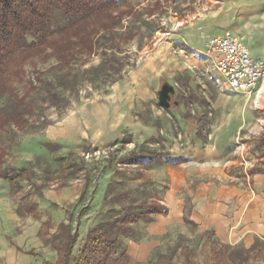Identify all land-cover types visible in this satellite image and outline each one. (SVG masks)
<instances>
[{"label": "rangeland", "instance_id": "obj_1", "mask_svg": "<svg viewBox=\"0 0 264 264\" xmlns=\"http://www.w3.org/2000/svg\"><path fill=\"white\" fill-rule=\"evenodd\" d=\"M228 1L126 0L113 10L115 18L119 17L115 29L95 37L92 54L73 48L68 62L60 63L54 51L66 39L58 34L45 51L13 62L10 84L13 95L25 101L28 123L5 126L0 132L4 166L33 167L42 191L25 183L12 196L9 184L0 179V264H55L58 240L54 235L63 222H72L75 229L80 220L77 251L88 230L111 221L114 210L145 202L165 206L171 187L161 166L122 163L136 148L164 158L194 156L198 163V147L221 145L222 151L213 152L212 158L225 155L239 160L237 173L247 164V171L264 172V82L261 92L259 86L252 94L236 96L224 90L226 95H222V88L215 84L216 74L209 70H171L176 63L179 69L194 66L197 59L207 62L205 51L199 49L201 38L193 37L200 29L215 30L214 19L221 12L225 15L222 5ZM101 22L108 25L110 20ZM66 23L55 12L54 29ZM223 33L207 39V52L212 40ZM190 79L211 90L210 102L202 108L211 113L208 135L203 137L195 134L198 125L188 122V110L173 107L175 100L189 99ZM48 82L61 96L58 105L47 94ZM164 83L176 90L169 110L158 104ZM13 95L4 104H13ZM212 126L224 134H209ZM48 143L53 145L47 147ZM64 157L78 164L84 160L89 178L84 171L67 178L60 167ZM48 175L51 182L44 186L42 178ZM33 205L37 213L30 211ZM83 207L87 209L80 216ZM155 217L132 224L134 234L121 238L119 255L127 253V264H153L163 255L171 257V264H182V247L193 251L194 264H264V241L251 254L229 247L226 260L222 257L215 263L210 250L213 239L208 234L189 223L163 229L164 220L150 229Z\"/></svg>", "mask_w": 264, "mask_h": 264}, {"label": "trees", "instance_id": "obj_2", "mask_svg": "<svg viewBox=\"0 0 264 264\" xmlns=\"http://www.w3.org/2000/svg\"><path fill=\"white\" fill-rule=\"evenodd\" d=\"M124 2L126 0H0V132L5 126L25 127L28 123L25 119L27 112L25 101L18 95H13L10 84L9 71L13 62L18 58H29L45 51L51 45V40L58 34L66 39L54 51V56L60 63L68 62L67 59L72 57L73 48L86 49L92 54L96 48L97 38L95 37H98L101 31L115 29L119 17L115 18L112 13L113 10L120 9ZM55 12L67 19V23L60 26L58 30L54 29ZM105 19L110 20L108 25L101 22ZM97 22H101V25L93 26ZM46 90L51 101L58 105L61 96L54 92L56 88L52 82L47 83ZM8 95H13L11 105L4 104ZM51 145L53 144L48 143L47 147ZM142 152L140 148H136L122 163L160 167L176 166L186 162L184 158L170 156L164 158L155 153L143 154ZM4 157L5 151L0 146V179H4L9 184L12 196L20 193L25 183L30 184L37 191H42L33 167L7 168L4 166ZM60 165L64 173H68L67 178L74 177L81 171L86 173L87 178L90 176L84 160L78 164L71 157H64L60 159ZM44 181L42 178L44 186L51 182L49 175ZM19 207L22 212V206ZM35 209L36 206L33 205L30 211L37 213ZM86 209L87 207H83L80 216ZM167 210L165 206L156 202L152 204L145 202L138 206L131 204L129 207H122L119 211L114 210L116 216L111 218V221L99 223L88 230L77 251L80 240V220L78 219L75 229L72 222H63L54 235V238L58 240L55 246L58 261L55 264H127L129 262L127 253L123 251L124 253L119 255V251L123 249L121 238L134 234L132 224L141 220L151 222L153 216L162 215ZM208 235L213 239L210 248L213 262H218L222 257L226 260L228 255H224L229 247H221L214 240L213 233ZM219 246L220 249H218ZM254 249L245 252L251 254ZM181 251L184 257L182 264H194L193 251L188 247H182ZM153 264H171V257L163 255Z\"/></svg>", "mask_w": 264, "mask_h": 264}, {"label": "crops", "instance_id": "obj_3", "mask_svg": "<svg viewBox=\"0 0 264 264\" xmlns=\"http://www.w3.org/2000/svg\"><path fill=\"white\" fill-rule=\"evenodd\" d=\"M222 8H226L225 15L221 12L218 19H214L215 30L200 29L193 37L201 38L199 49L205 51L207 62L202 64L197 59L193 61L194 66L179 69L176 63L171 68L173 73L191 69L195 72L209 70L212 73L206 41L224 31L243 40L253 57L264 60V0H229L223 3ZM190 64L192 63H188ZM187 73L192 75V71ZM263 82L264 80L259 92L263 90ZM204 87L190 79L187 84L189 99L184 102L175 100L173 103V107L181 111L184 108L188 110V122L198 125L195 134L202 137L208 135V120L211 115L209 110L202 111L210 102L207 94L211 93L209 86L207 89ZM220 93L226 95L223 89ZM166 122V125L170 123ZM177 128L174 127V132ZM217 133L224 134L212 126L209 134ZM198 149V163L194 156H179L186 159V162L159 168L169 176L171 190L165 198L167 212L156 215V221L151 224L150 229L163 220L167 222L163 229L189 223L195 225L200 233H213L214 240L221 247L251 250L259 241H264V172L259 169L247 171V164L241 173H237L235 168L242 164L239 160L236 161L231 156L225 158V155L212 158V154L222 151L221 145H208ZM254 161L251 160V163ZM11 244L14 245V242L11 241ZM17 250L21 251L20 247Z\"/></svg>", "mask_w": 264, "mask_h": 264}, {"label": "built area", "instance_id": "obj_4", "mask_svg": "<svg viewBox=\"0 0 264 264\" xmlns=\"http://www.w3.org/2000/svg\"><path fill=\"white\" fill-rule=\"evenodd\" d=\"M207 56L218 87L234 95L252 94L264 80V61L253 57L243 40L230 32L212 40Z\"/></svg>", "mask_w": 264, "mask_h": 264}, {"label": "water", "instance_id": "obj_5", "mask_svg": "<svg viewBox=\"0 0 264 264\" xmlns=\"http://www.w3.org/2000/svg\"><path fill=\"white\" fill-rule=\"evenodd\" d=\"M176 90L169 83H164L159 90L158 104L166 110L171 109V100L174 97Z\"/></svg>", "mask_w": 264, "mask_h": 264}, {"label": "flooded vegetation", "instance_id": "obj_6", "mask_svg": "<svg viewBox=\"0 0 264 264\" xmlns=\"http://www.w3.org/2000/svg\"><path fill=\"white\" fill-rule=\"evenodd\" d=\"M172 100H173V99H172ZM172 100H171V106H172V102H173Z\"/></svg>", "mask_w": 264, "mask_h": 264}]
</instances>
